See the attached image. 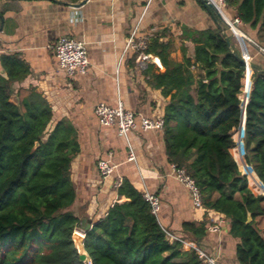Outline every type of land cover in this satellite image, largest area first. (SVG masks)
Segmentation results:
<instances>
[{
	"label": "trees",
	"instance_id": "trees-1",
	"mask_svg": "<svg viewBox=\"0 0 264 264\" xmlns=\"http://www.w3.org/2000/svg\"><path fill=\"white\" fill-rule=\"evenodd\" d=\"M226 12L258 35L264 31V0H227ZM1 19L2 13L0 26ZM221 24L230 44L216 25L183 32L196 45L194 61L185 56L175 62L169 44L151 39L145 53L158 57L165 72L151 75L149 83L168 100L163 133L169 162L196 182L204 209L226 219L237 262L264 264L259 227L264 196L249 186L250 180L264 194V59L254 61L255 49L247 44L253 70L247 67L240 46ZM0 64V264H81L72 240L80 221L68 211L76 201L71 165L80 153L77 132L66 119L54 121L49 102L36 89L15 90L13 84L30 74L19 55L4 54ZM194 66L203 72L199 78ZM241 98L248 104L236 155L247 176L232 155ZM118 195L128 201L113 205L86 233L91 264H204L194 250L169 238L129 180ZM208 227L206 220L185 223L191 237L181 240L199 245Z\"/></svg>",
	"mask_w": 264,
	"mask_h": 264
},
{
	"label": "crops",
	"instance_id": "crops-1",
	"mask_svg": "<svg viewBox=\"0 0 264 264\" xmlns=\"http://www.w3.org/2000/svg\"><path fill=\"white\" fill-rule=\"evenodd\" d=\"M82 1L0 0V57L17 54L30 70L29 76L13 87L36 89L49 102L54 121L66 119L77 132L80 153L71 165L76 201L68 209L79 218L77 230L88 221L92 228L113 205L127 202L119 197L117 184L129 180L141 193L160 198L158 220L174 237H191L183 229L185 223L206 220L212 226L221 219L220 232L207 231L198 244L208 253L218 252L223 264H239L236 241L229 235L226 219L194 209L188 191L176 180L163 131L145 132L138 127L127 140L116 127L100 126L94 114L99 103L113 108L121 103L136 115L137 125L141 117L163 116L168 100L149 80L165 69L158 57L140 48H127L128 42L132 38L136 44L145 40L148 46L151 39L158 38L171 46L175 62H183L185 56L194 61L196 45L183 32L214 28L211 17L198 0H88L80 8L71 6ZM242 27L249 39L264 47L256 31L248 25ZM235 36L240 41L245 38ZM61 37L86 45L90 67L85 75L69 77L58 67L53 47ZM141 52L148 56L144 64L138 62ZM192 72L196 78L203 74L197 66ZM130 150L134 162L128 161ZM109 158L117 168L103 180L97 164Z\"/></svg>",
	"mask_w": 264,
	"mask_h": 264
},
{
	"label": "built area",
	"instance_id": "built-area-1",
	"mask_svg": "<svg viewBox=\"0 0 264 264\" xmlns=\"http://www.w3.org/2000/svg\"><path fill=\"white\" fill-rule=\"evenodd\" d=\"M208 5H210L213 10L221 17L223 23L235 34L234 28L241 30L242 22L239 18H231L227 14V0H205ZM238 38V37H237ZM239 39V38H238ZM244 40L248 43H253L257 46L258 52L264 55V47L257 45L254 41L245 36ZM240 42V39H239ZM146 41L141 40L138 44L135 43L134 39H130L127 48H140L146 50ZM54 53L58 60V67L67 76L73 77L75 75H85L90 67L88 51L86 45L76 39L70 37L59 38L53 47ZM247 62H251L252 57L247 54L245 57ZM148 56L141 52L138 59L140 64L147 62ZM247 69V67H246ZM242 97V96H241ZM244 100L241 98V101ZM94 114L102 127H116L119 134L128 140L129 134L136 130L138 127L142 131H160L164 130L165 121L163 116L154 118H140V124L137 125L136 115L130 111H127L124 106L120 103L116 108L110 107L105 103H99L94 108ZM240 129H238L234 134V140L239 143ZM244 137V135H243ZM243 137L240 139L243 142ZM136 160L135 155L132 150L129 152L128 161L134 162ZM237 164L240 162L236 159ZM240 160V159H239ZM173 172L176 180L182 184L189 193L191 204L194 209L205 210L203 207V201L200 189L198 188L196 182L189 176L184 170L177 169L174 165ZM116 165L112 164L110 158L106 160H100L97 164V170L100 177L106 180L112 176L116 170ZM248 178V177H247ZM249 180V179H248ZM120 183L117 187H120ZM145 200L150 204L152 213L156 216L160 211V198L156 195L144 194ZM223 221L220 219L217 223L208 227V232L216 234L220 232ZM171 240H179L184 245L186 250H194L201 261L204 264H223L221 261V256L218 252L208 253L202 249L199 245L193 242H185L177 237H174L167 233Z\"/></svg>",
	"mask_w": 264,
	"mask_h": 264
},
{
	"label": "water",
	"instance_id": "water-1",
	"mask_svg": "<svg viewBox=\"0 0 264 264\" xmlns=\"http://www.w3.org/2000/svg\"><path fill=\"white\" fill-rule=\"evenodd\" d=\"M87 1L88 0H83L79 4H72L71 6H73L75 8H80ZM198 1L206 9V11L209 14V16L211 17L213 23L220 30V32L222 33L223 37L227 41V43L230 44V41L228 39V36L225 33V31L223 29V26L221 24V22H223L222 19H221V17L213 10V8L210 5L207 4V2L205 0H198ZM240 44H241V48H242V57H241V60L246 64L247 67H250L253 70L250 62H247V60L245 58L247 56V54H248L247 41L246 40L240 41ZM248 101H249V99H248ZM248 101L246 102V101L242 100V103H241L242 119H241V124H240L239 129L241 130L243 128V135H244V125H245V120H246V106L248 104ZM244 161H245V156H244ZM238 165H239V163H238ZM243 175L247 176L246 174H243ZM249 221H251L250 218H249ZM91 229H92L91 228V222L88 221L86 223V225L83 226V228L81 229V231L75 230V232L73 233V236H72V240H73V243L75 245V248L77 249V251L79 253V262L81 264H86V263L87 264H91V260L88 257V255H87V253L85 252V249H84V242H85V238H86V233L88 231H90Z\"/></svg>",
	"mask_w": 264,
	"mask_h": 264
},
{
	"label": "rangeland",
	"instance_id": "rangeland-1",
	"mask_svg": "<svg viewBox=\"0 0 264 264\" xmlns=\"http://www.w3.org/2000/svg\"><path fill=\"white\" fill-rule=\"evenodd\" d=\"M241 28V30H242V32L243 33H245V31H244V29H243V27L241 26L240 27ZM231 33H232V36H233V38H234V40L236 41V43L238 44V45H240L239 44V39L235 36V34H233V32L231 31V30H229ZM258 37H259V39H261V40H264V31H262L261 33H260V35H258ZM257 43L259 44V43H262L260 40H257ZM247 44H249V45H251V46H253V49H255L254 50V52H255V54L254 53H251V55L253 54V56H254V61H255V59L257 58H260V57H262L263 59H264V55L262 56V54H260L259 52H258V48H257V46L256 45H254L253 43H248L247 42ZM248 49V48H247ZM257 50V51H256ZM257 57H256V56ZM252 57V56H251ZM253 58V57H252ZM263 63V65H264V62H262ZM235 134V133H234ZM236 144H235V148H233L232 149V155H233V157L234 158H236V159H238V156L236 155V151H237V149H238V147H239V143L236 141L235 142ZM243 150H244V146H243ZM244 154H245V152H244ZM245 156V155H244ZM238 161H239V159H238ZM239 168H240V165H239ZM240 171L242 172V174H244V172H243V170L240 168ZM249 186H250V188H251V190L253 191V193L256 195V196H264V194H261V193H259L256 189H255V187L253 186V184L250 182V180H249ZM259 227L261 228V231H263V235H264V230H263V228H264V223H259Z\"/></svg>",
	"mask_w": 264,
	"mask_h": 264
},
{
	"label": "bare ground",
	"instance_id": "bare-ground-1",
	"mask_svg": "<svg viewBox=\"0 0 264 264\" xmlns=\"http://www.w3.org/2000/svg\"><path fill=\"white\" fill-rule=\"evenodd\" d=\"M234 32H235L236 34H238L239 36H243V37L246 36L242 31H240V30H238V29H236V28H234ZM249 95H250V93L247 95L248 99H249ZM86 264H87V263H86Z\"/></svg>",
	"mask_w": 264,
	"mask_h": 264
}]
</instances>
